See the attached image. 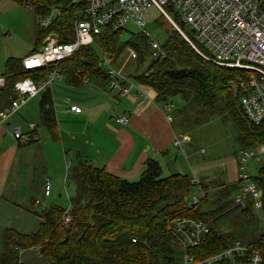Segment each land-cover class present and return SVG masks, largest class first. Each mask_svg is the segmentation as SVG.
<instances>
[{
	"label": "trees",
	"instance_id": "obj_1",
	"mask_svg": "<svg viewBox=\"0 0 264 264\" xmlns=\"http://www.w3.org/2000/svg\"><path fill=\"white\" fill-rule=\"evenodd\" d=\"M13 1L35 15L46 13L51 5L62 2ZM64 4L66 9L49 27L63 36L62 40L69 38L65 34L71 33L75 13L73 5ZM121 32L101 34L95 43L61 62V72L63 67L72 80L83 75L106 80L105 71L97 66L101 56L94 46L116 61L123 49L131 47L137 57L133 66H124L125 74L152 87L161 103L175 94L185 98L183 108L172 114L176 128L198 130L199 125L227 115L236 126L237 140L244 145L243 149L264 144V123L249 122L238 105V71L204 60L172 27L163 43L166 56L154 59L147 57L148 42L141 32H131L135 40L120 41ZM37 34L35 47L44 35L39 30ZM46 71L47 68L24 69L20 58L7 57L2 73L5 83L0 87V110L15 97L13 86L17 80L24 77L38 80L45 77ZM39 112L40 123L52 127L55 116L50 87L41 93ZM29 133L22 141L25 145L37 141L32 135L34 130ZM69 178L74 187L67 211L69 222H64L65 210L61 207L53 205L34 210L40 200L38 203L34 200V207L13 204L16 209L35 214L37 226L29 232L2 229L0 264H25L20 252L28 248L37 249L41 264H181L186 252L203 258L219 252L232 240H240L250 249L260 251V264H264V228L249 199L245 207L233 202L237 183L209 178L206 181L195 178L193 183L194 177L185 174L162 175L160 163L153 158L146 160L142 174L133 181L118 177L85 158L73 163ZM255 180L262 188L263 205L259 215L264 216V164ZM196 184L204 195L197 205L188 209L186 197ZM180 217L209 223L210 233L198 246L184 249L179 245L172 224Z\"/></svg>",
	"mask_w": 264,
	"mask_h": 264
},
{
	"label": "built area",
	"instance_id": "obj_2",
	"mask_svg": "<svg viewBox=\"0 0 264 264\" xmlns=\"http://www.w3.org/2000/svg\"><path fill=\"white\" fill-rule=\"evenodd\" d=\"M61 1L57 6L51 5L48 12L36 15L37 27L44 35L42 34L39 46L21 61L24 69L47 68V73L38 80L24 77L15 82L13 86L15 97L7 110H0V124L5 123L27 100L48 89L54 78L62 76L61 62L68 60L80 49L95 43L105 32L124 31L128 22H132L146 37L151 57L166 56L163 44L150 38L145 29L143 16L150 8H155L167 24L174 28L204 60L239 72L238 105L249 122L264 123V0ZM64 2L75 8L71 33L65 34V37H69L66 40H62L63 36L61 38L57 31L49 29L53 21L66 9ZM130 56L136 59V52L131 50ZM97 66L105 71L106 87L109 92L126 95L134 89L133 78L116 68L110 55L102 54ZM84 77L85 81H89L87 75ZM4 83L5 79L1 76L0 87ZM162 109L168 112L166 117L171 122L173 120L170 113L171 102H164ZM69 110L81 112L77 105H71ZM117 121L126 124L128 116L124 114L118 117ZM7 133L21 141L30 135L22 132L19 125L9 127ZM187 141L185 138H177L174 144L179 147ZM262 150V145H258L239 152L236 180L238 188L233 202L245 207L249 199L264 228V216L259 215L263 205L262 188L256 182V177L252 178L248 172L249 162L258 159ZM192 182L196 183L195 178ZM198 188L200 194L193 195L191 200L186 202L188 209L197 205L204 195L201 188L199 186ZM50 191V179L45 178L42 193L48 196ZM38 202L39 199H36L35 203ZM64 222H69L67 211L64 212ZM172 225L175 237L184 249L198 246L210 233L209 223L196 218L180 217ZM261 256L260 251L250 249L242 241L232 240L219 252L203 258L186 252L181 264H215L222 261H228L230 264H260Z\"/></svg>",
	"mask_w": 264,
	"mask_h": 264
},
{
	"label": "crops",
	"instance_id": "obj_3",
	"mask_svg": "<svg viewBox=\"0 0 264 264\" xmlns=\"http://www.w3.org/2000/svg\"><path fill=\"white\" fill-rule=\"evenodd\" d=\"M35 23L37 26L36 18ZM116 64L120 70L124 67L119 61ZM68 77L62 67V76L50 84L55 116L52 127L40 123L39 103L37 123L32 120L25 131L19 125L24 133L34 130L32 135L37 141L25 145L8 134L11 116L0 124V197L3 198L0 203L32 207L38 199L33 194L35 190L42 197H49L52 191L59 193L62 184L64 188L72 184L69 170L81 158L131 181L140 177L149 158L160 163L164 175L185 173L182 160L191 157L185 153L191 139L179 147L174 144L180 138L177 128L173 120H167L168 112L162 109L163 103L157 100L152 87L133 78L134 89L124 95L109 92L105 78L89 77L85 81L84 75L74 80ZM59 89L69 99L62 105L55 97ZM38 95L41 93L27 100L20 109L24 111ZM71 105L79 106L81 112L70 111ZM124 114L128 123L120 124L117 118ZM45 178L51 182L48 196L42 193Z\"/></svg>",
	"mask_w": 264,
	"mask_h": 264
},
{
	"label": "rangeland",
	"instance_id": "obj_4",
	"mask_svg": "<svg viewBox=\"0 0 264 264\" xmlns=\"http://www.w3.org/2000/svg\"><path fill=\"white\" fill-rule=\"evenodd\" d=\"M143 17L145 19V29L149 33L150 38L156 39L163 44L168 32L171 30V26L167 24L155 8H150ZM35 18L33 12L24 5L18 4L13 0H0V77L4 71V62L7 57L24 58L33 50L35 35L39 30L36 26ZM131 32L139 33L140 29L132 22H128L125 30L119 33L120 41L135 40L136 38H133ZM94 48L97 54L102 56L100 50L96 46ZM130 49L135 51L131 47L126 48L117 56V61L123 63V66H133L135 62V58L130 56ZM147 53L148 58H153L148 47ZM117 61L114 59V65ZM122 70L125 72V67H122ZM126 71H129V68H126ZM40 97V95L36 96L34 102H30L31 105H27L24 111L20 109L22 105L16 112L10 115L12 126L22 125L25 131L29 130L32 120H35L37 123V118H39L37 106ZM55 97L59 100L60 105L69 101L61 89H59V93ZM169 101H171V114L177 113L185 105V98L181 94L173 95ZM34 104L35 106H33ZM236 106H238L237 102ZM8 107L9 105L5 110ZM201 125H199L198 130L195 129L194 131L192 128V131L191 129L190 131H184L177 128L178 137L187 140L191 139L185 150L186 155H191V157L182 160L184 174L187 176L194 175L197 179L203 178L204 181L209 178L218 182L230 181L231 184L235 183L237 180V162L235 163V159L239 155V152L243 150L244 145L240 144L237 140L238 132L234 122L226 115L214 118L210 122ZM186 128L188 129L190 126L188 125ZM257 146L254 145L252 147ZM262 147L263 150L258 155V159L249 162L248 172L252 178L258 176V169L264 164V144ZM184 149L182 146L181 151ZM179 153L182 154L183 152ZM180 157L182 156L180 155ZM235 178L236 180H234ZM210 189L211 186H208V190ZM73 191L72 184L65 186V188L62 184L60 192L55 193V191H52L49 197H42L35 190L33 192L34 196L38 195L36 198L40 199L42 203L35 205L34 210L40 211L55 205L68 211L70 209L69 198L73 195ZM199 194L200 190L198 186H192L186 197V201L189 202L193 195ZM36 226L37 217L35 214L18 210L16 206L6 201L0 203V251L2 250V229L9 227L22 232H29L34 230ZM20 253V257L25 264H41L37 249L28 248ZM42 264H45V262Z\"/></svg>",
	"mask_w": 264,
	"mask_h": 264
}]
</instances>
